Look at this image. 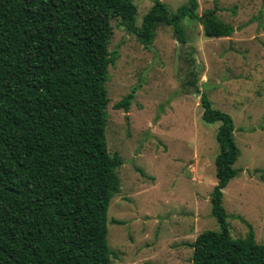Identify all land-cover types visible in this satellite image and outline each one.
I'll return each mask as SVG.
<instances>
[{
  "label": "trees",
  "instance_id": "trees-1",
  "mask_svg": "<svg viewBox=\"0 0 264 264\" xmlns=\"http://www.w3.org/2000/svg\"><path fill=\"white\" fill-rule=\"evenodd\" d=\"M196 8L189 0L170 13L154 0L138 27L132 0H0V264H111L107 210L122 160L105 136L108 66L118 56L108 49L110 20L119 18L144 47L161 22L184 43L185 17L206 37L233 33L217 5L200 15ZM134 91L114 108L128 111ZM200 99L202 119L219 122L210 194L219 229L187 243L190 264H264L252 225L243 219L245 236L231 237L222 203L238 172L233 120Z\"/></svg>",
  "mask_w": 264,
  "mask_h": 264
},
{
  "label": "rangeland",
  "instance_id": "rangeland-1",
  "mask_svg": "<svg viewBox=\"0 0 264 264\" xmlns=\"http://www.w3.org/2000/svg\"><path fill=\"white\" fill-rule=\"evenodd\" d=\"M132 1L140 27L154 0ZM160 1L172 13L189 0ZM196 1L199 15L217 5L233 33L206 37L198 20L185 17L184 43L161 22L144 47L119 18L110 20L108 49L118 56L108 66L105 136L122 160L107 210L111 264H190L187 243L219 229L210 212L219 122L202 119V95L234 124L238 172L222 196L230 235L245 236V219L264 244V0ZM133 87L128 111L114 108Z\"/></svg>",
  "mask_w": 264,
  "mask_h": 264
}]
</instances>
